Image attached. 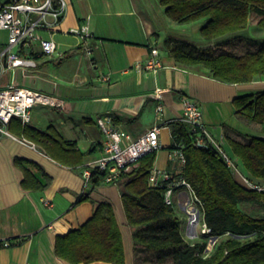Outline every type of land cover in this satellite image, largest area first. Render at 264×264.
<instances>
[{"label": "crops", "instance_id": "1", "mask_svg": "<svg viewBox=\"0 0 264 264\" xmlns=\"http://www.w3.org/2000/svg\"><path fill=\"white\" fill-rule=\"evenodd\" d=\"M63 1L65 6L58 23L41 33L56 43L54 55L29 72L11 70L10 73H15V80L4 86L14 84L44 94L54 93L53 96L60 98V108L40 109L35 117H32L33 107L29 123L39 129L52 124L62 137L75 141L86 153L85 166L101 154V134L95 125L96 118L111 114L118 128L136 138L155 123L156 88L161 92L163 114L159 122L160 146L155 150L151 171L178 172L177 160L171 154L173 141L168 123L181 118L183 96L198 103L208 131L230 157L233 154L226 136L241 142L250 137L264 139L259 126L236 115L231 104L237 96L264 89V83L260 80L248 84L220 83L205 69L177 64L168 54L165 41L178 40L179 36H175L177 26L183 27L181 32L185 34L187 29L184 26L201 22L195 27L199 31L204 20L177 24L166 17L159 0ZM55 3L58 4V0ZM83 24H87L91 35L86 41L91 48L89 56L84 54V42L70 33ZM250 34L257 36L258 32L251 29ZM234 36L227 35L212 43L200 39L202 46H195L213 50L219 42ZM237 46L234 42L230 44L231 48ZM151 48L157 49L162 68L156 73L138 72L135 63L145 60ZM51 61L58 66V76L51 74L46 66ZM101 74H108L109 81H99ZM12 157L40 165L52 178L51 185L44 191L21 190L22 173L11 166ZM83 169L72 171L13 135L0 136V241L11 243L7 248H0V264H68L54 255L55 237L86 222L100 202L109 203L113 209L122 235L125 264H159L156 251L133 244L119 187L101 184L90 189L89 183L83 185ZM31 171L44 183L37 170L32 168ZM233 177L239 182L238 176ZM83 194H88L90 200L74 205ZM41 200H49L52 206H43ZM179 200H186L182 188L174 190L173 202L184 211Z\"/></svg>", "mask_w": 264, "mask_h": 264}, {"label": "trees", "instance_id": "2", "mask_svg": "<svg viewBox=\"0 0 264 264\" xmlns=\"http://www.w3.org/2000/svg\"><path fill=\"white\" fill-rule=\"evenodd\" d=\"M159 4L166 17L177 24L204 20L199 33L205 43L236 35L219 42L213 50L168 39L166 49L177 64L198 66L224 84L264 80V42L242 55L215 51L224 50L223 45L229 48L232 42L238 44L236 41L249 28L252 14L257 17L253 24L264 32V0H159ZM250 39L245 40L249 46ZM231 104L236 115L258 125L259 133L264 135V91L237 96ZM168 126L173 141L171 149L180 148L185 159L182 177L200 201L202 224L216 241L208 252H205L206 244L196 245L199 248L196 254L191 252L182 234L176 206L163 201L164 187L151 188L147 184L155 160L153 151L139 158L129 170L122 171L113 182L120 189L133 244L156 251L159 264H176L179 258L180 264H264V215L254 216L240 208L246 204L264 212V192L238 184L216 149L197 145L187 123L175 120ZM7 131L19 140L34 144L62 167L72 171L86 167V153L75 141L62 137L52 124L39 129L13 117ZM226 142L233 154L231 158L236 159L237 165L241 164L243 174L264 182V139L250 137L241 142L226 136ZM11 166L22 173L19 187L23 191H44L52 183L45 170L31 160L12 157ZM32 168L41 174L44 183L33 174ZM89 184L90 189L104 184L102 175L95 169L91 170ZM89 200V195L83 194L74 205ZM53 252L57 259L68 264H125L122 235L111 205L98 203L86 222L57 235Z\"/></svg>", "mask_w": 264, "mask_h": 264}, {"label": "built area", "instance_id": "3", "mask_svg": "<svg viewBox=\"0 0 264 264\" xmlns=\"http://www.w3.org/2000/svg\"><path fill=\"white\" fill-rule=\"evenodd\" d=\"M65 3L63 0H1L0 1V33H4V40L0 41V77L5 76L13 69H36L41 62L50 59L57 50L56 43L52 38H45L42 32L50 30L60 20ZM70 33L79 37L84 42V54L89 56L91 48L86 41L91 37L87 24L72 29ZM134 68L138 72L152 71L156 73L162 68L156 48L150 49V55L143 61L135 63ZM108 74H101L98 80L109 81ZM154 106V125L144 134L132 138L127 132L121 130L115 124V117L111 114L101 115L96 118L95 125L101 134V154L90 164H87L81 172L83 185L89 183L91 170L95 169L103 177L104 184H113L114 180L122 171L129 170L142 156L157 150L160 146L159 122L163 114L162 96L159 88H156ZM46 105L54 109L62 106V100L53 95L8 84L0 88V135L12 137L7 131V126L13 117H17L23 124L30 122L31 110L35 105ZM182 115L179 120L189 126L194 141L199 146H211L218 151L221 159L227 167L239 178V183L246 189L264 192V182L251 180L240 173L237 164L224 150L217 145L208 131L198 103L189 97L181 98ZM22 143L35 148V145L20 140ZM173 159L177 160L178 172L156 173L151 171L147 184L151 188L164 187L163 201L166 205L174 206L173 193L177 188L185 191L186 200L178 201L182 205L186 220L193 205L191 198L197 202L189 184L183 179L185 159L180 148L172 150ZM45 207H51L49 200H41ZM197 208V207H196ZM198 209V208H197ZM199 210V209H198ZM200 212V210H199ZM200 217L198 223H200ZM199 225V224H198ZM195 225V231L198 227ZM203 233H209V229L203 224ZM215 241L207 244L210 250ZM11 246L10 241H0V248Z\"/></svg>", "mask_w": 264, "mask_h": 264}, {"label": "rangeland", "instance_id": "4", "mask_svg": "<svg viewBox=\"0 0 264 264\" xmlns=\"http://www.w3.org/2000/svg\"><path fill=\"white\" fill-rule=\"evenodd\" d=\"M257 17L254 16L253 14L250 16V21L251 23H249V28L246 30L245 33H242V39L240 40H237L236 43H238V47L236 48H231V47H226V45H223L224 47V50L222 49H219V50H215L216 52H225V53H231V54H235V55H242L248 51H252L255 49L256 46H260L263 44L264 42V32L261 31V30H258V28L253 24L255 21H256ZM201 22H197L195 23L194 25L192 24V26H184V28L187 29L186 33L183 34L181 32L182 28L183 27H180V26H175L176 30L175 32V36H179L177 37V42H187L188 44H194L196 46H202L201 43H199L201 37H200V33L199 31L195 30V27L197 25H199ZM191 27V29L189 28ZM190 30H189V29ZM193 28V29H192ZM253 29H257L258 31V35L257 36H254V34H250V30ZM177 34V35H176ZM247 38H251L250 41V46L248 44V42H246L245 40H247ZM4 40V33L1 32L0 33V41H3ZM46 66L48 68H50V72L51 74H54L56 76H58V73H59V70H58V66L54 63V62H49L46 64ZM21 69V68H19ZM23 70V69H21ZM23 71H31L29 69H24ZM15 80V73L14 72H9L7 73L5 76L3 77H0V88L3 87L5 85L6 82H14ZM52 80V79H50ZM53 81H56V80H53ZM259 82L261 83H264V80H260ZM258 91H264L263 88L261 89H257L256 92ZM249 92V91H248ZM48 95H53L54 93H46ZM35 109L32 110V117H35L36 115H38L37 113H39L40 109H43L45 111H49L50 109H52L51 107L49 106H46V105H35L34 106ZM257 127V126H255ZM236 163V161H234ZM237 168L239 170L240 173H243V169H242V166L240 163H238L237 165ZM233 175H235L233 172H232ZM238 184H240L239 182H237ZM191 201H193V205H195L198 209H200L199 205L197 204V202L195 200H193L191 198ZM240 208L244 211V212H247L249 214H252L254 216H261V215H264V212L263 211H260L259 209H257L256 207H251L249 205H246V204H243L240 206ZM176 212L177 214L180 216L181 218V228L183 230L182 234L184 236V239L186 241V243L191 247V252L196 254L199 250V248H196V245H201V244H206V247H207V244H208V240H209V235L207 233H203V224H202V220H201V217H200V223L196 229V237H188L186 235V225H187V220L185 219L186 217V214L184 213V211H181L180 208L176 205ZM201 216V215H200ZM209 250L206 249L205 252H208ZM204 253V252H203ZM180 258L177 259V262L176 264H180Z\"/></svg>", "mask_w": 264, "mask_h": 264}, {"label": "water", "instance_id": "5", "mask_svg": "<svg viewBox=\"0 0 264 264\" xmlns=\"http://www.w3.org/2000/svg\"><path fill=\"white\" fill-rule=\"evenodd\" d=\"M196 220H197V217L191 216L190 214H188L187 225H186V235L188 237H191V238L196 237V231H195ZM213 241H216V237L210 236L208 240V244H211Z\"/></svg>", "mask_w": 264, "mask_h": 264}, {"label": "bare ground", "instance_id": "6", "mask_svg": "<svg viewBox=\"0 0 264 264\" xmlns=\"http://www.w3.org/2000/svg\"><path fill=\"white\" fill-rule=\"evenodd\" d=\"M189 214H190L191 216H195V217H197L196 225H198V224H199V223H198V219H199V216H200V212H199V210H198L196 207L193 206V209L191 208Z\"/></svg>", "mask_w": 264, "mask_h": 264}]
</instances>
